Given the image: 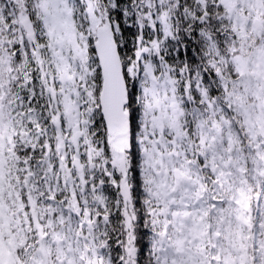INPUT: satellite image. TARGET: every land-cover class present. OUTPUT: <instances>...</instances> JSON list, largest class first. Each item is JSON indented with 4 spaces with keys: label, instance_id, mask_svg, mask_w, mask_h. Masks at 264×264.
<instances>
[{
    "label": "snow or ice",
    "instance_id": "obj_1",
    "mask_svg": "<svg viewBox=\"0 0 264 264\" xmlns=\"http://www.w3.org/2000/svg\"><path fill=\"white\" fill-rule=\"evenodd\" d=\"M0 264H264V0H0Z\"/></svg>",
    "mask_w": 264,
    "mask_h": 264
}]
</instances>
